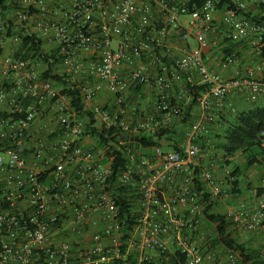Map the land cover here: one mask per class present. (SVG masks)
Segmentation results:
<instances>
[{"label": "built area", "instance_id": "built-area-1", "mask_svg": "<svg viewBox=\"0 0 264 264\" xmlns=\"http://www.w3.org/2000/svg\"><path fill=\"white\" fill-rule=\"evenodd\" d=\"M12 3L15 18L31 20L39 36L52 31L65 70L58 83L43 79L40 61L5 55V39L18 38L7 37L8 24L0 28V264H114L130 255L132 264L170 256L174 264H241L214 247V227L204 224L207 202H231V170L217 177L214 155L203 162L213 145L199 141L231 94L264 104V0ZM252 5L262 21L245 16ZM54 14L64 23L51 21ZM218 34L232 43L249 38L260 63L230 79L212 71L206 51ZM176 39L194 46L173 56ZM237 60L233 52L224 61ZM65 90L78 93V109ZM93 127L113 130L103 146L84 135ZM170 127L178 128L179 150L135 143ZM117 154L124 163L114 171ZM254 194V209L239 202L223 211L245 232L264 230V181Z\"/></svg>", "mask_w": 264, "mask_h": 264}, {"label": "trees", "instance_id": "trees-1", "mask_svg": "<svg viewBox=\"0 0 264 264\" xmlns=\"http://www.w3.org/2000/svg\"><path fill=\"white\" fill-rule=\"evenodd\" d=\"M4 0H0V7L2 10L9 11L14 9V4L3 6ZM245 16L254 21H262V18L252 16L250 13H246ZM7 37L17 36L19 39V51L21 57L41 61L46 64V69L42 73L43 79H51L59 83L60 78L55 75L54 66L60 62L57 57V51L52 53H45L43 49L42 41L34 34L24 33V30L20 26H14L8 21V28L6 31ZM232 52V50L230 51ZM264 60V48H262V54L260 56ZM50 61V62H49ZM264 81V76L262 77ZM205 89L200 85L194 87L190 93L192 98L191 104L193 105L194 99L201 94ZM63 93L70 95L73 98V106L78 109L79 100L76 99L77 92L65 90ZM76 99V100H74ZM191 108L182 112L181 122L183 125H187L190 120ZM215 115V113H213ZM217 117V118H216ZM210 130L214 134L210 133V137H205L199 141L201 148L208 146V142L213 145L215 151H217L218 158L225 166L231 165V160L239 155L242 159V163L249 167H260L264 169V104L262 106H255L253 108L245 110L229 109L225 116L221 112H216L215 121L209 126ZM184 128V127H182ZM111 131H99L96 128H88V132L84 135L95 136L98 141V146H103L109 139L105 138V135H111ZM180 134L178 128L170 127L165 129H159L154 134L142 137H136L135 143L137 146H143L145 148H152L154 146H162L165 143L173 150H179ZM208 140V141H207ZM113 141V139H112ZM118 159L113 163V170L124 163L121 154H117ZM216 155L214 156L215 159ZM217 158V161H218ZM240 168L235 167L230 172V184L227 186L226 192L230 195L231 199L240 194L237 189L239 185ZM258 192L260 191L257 190ZM204 224L206 227H214L212 236L213 245L216 248H221L224 251H232L238 254L241 264H264V260L260 258V252L251 249L245 242H241L237 234L232 232L231 229L234 225L226 219L222 210H220L217 202H207L204 208ZM134 255H130L126 262L122 260L116 261L114 264H132ZM180 261H183L180 258ZM175 260L170 256L167 262L160 264H174Z\"/></svg>", "mask_w": 264, "mask_h": 264}, {"label": "crops", "instance_id": "crops-1", "mask_svg": "<svg viewBox=\"0 0 264 264\" xmlns=\"http://www.w3.org/2000/svg\"><path fill=\"white\" fill-rule=\"evenodd\" d=\"M10 3H12V0H4L3 6L9 5ZM248 11H250L251 14L252 13L255 14L256 12L255 6L253 5L250 6L248 8ZM62 17H63L62 14H54L49 16V19L51 21L59 20V22L63 24L64 19ZM8 21L11 22L14 26L26 25L28 31L31 34H34L37 38H39L42 41L43 49L45 53H52L53 51H57L56 53H58L57 42L52 38L49 39V36H51L52 31H49L48 37L42 38L31 26V20H29L27 24H23L21 23V21L15 18L13 10H9L5 12L0 7V28L4 29L8 24ZM19 44H20L19 39L18 41H14L12 37L9 39H5L3 53L8 56L21 57V53L19 51ZM193 46H194L193 41H189L188 45H185L183 42L178 41L176 39L174 40V46H172L171 48V54L173 56L180 55L183 52V49ZM231 50L232 52H230ZM253 51L254 50L251 47L249 38L242 40L239 43H232L230 40L223 37V35L218 34L216 37L211 38V46L206 51L207 64L209 68L215 73L221 75L225 79H230L231 77H233L236 70L240 69L242 71H246L250 68H254L256 65L260 63L259 56H257L256 53H254ZM233 52L237 54V58H238L237 63H232L229 65L225 64L224 61L225 57ZM85 55L88 56V54ZM37 67L43 73V71L46 69V64L40 61ZM54 68L56 69L54 72L55 75L61 74L65 70L60 62H58L54 66ZM256 77L260 79L259 72L256 74ZM262 105H263L262 101H259L258 103H252L248 100L247 95L233 93L227 98V100L224 102L223 106L220 109H213L212 113H215L216 115V112H221V114L225 116L229 109L245 110V109L253 108L255 106H262ZM199 112L200 110L197 107H194L192 110L194 117H198ZM38 126L39 125L36 124L35 128L37 129ZM209 133L214 134L212 131H210V127L208 128L207 131V135H206L207 137H210ZM216 164L219 163L216 162ZM215 175L221 179H224L222 174V168L217 167V170H215ZM241 179L242 177H239L240 182L237 187V189L240 191V194L232 198L231 202H226L219 205L220 210L224 211V209L228 207V205H237L239 202L245 203L247 208L250 210L254 209L256 202L254 192L260 189L264 181V169H261L257 175H254L252 177L251 181L254 184H252L251 186L250 185L248 186L247 184L243 183ZM251 187H254V189H252Z\"/></svg>", "mask_w": 264, "mask_h": 264}, {"label": "rangeland", "instance_id": "rangeland-1", "mask_svg": "<svg viewBox=\"0 0 264 264\" xmlns=\"http://www.w3.org/2000/svg\"><path fill=\"white\" fill-rule=\"evenodd\" d=\"M210 131H213V130H210ZM211 136H212V134H211ZM163 148H164L165 151L168 150V148H166L165 144L163 145ZM206 155H208V156H206ZM206 155L203 158V162L210 161L211 160L210 156L213 157V155L214 156L216 155L215 160L217 161V158L219 156V155H217V151H215L212 154L208 153ZM219 159L220 158H218V161H217V163H219V164H217V165L220 168V167L223 166V163ZM227 167L230 170H233V168H235V167H239L240 168V177H242L241 181L243 183L247 184L248 186L249 185L251 186L252 184H254L251 181V179H252V177L254 175H257L259 173V171L261 170V168L257 167V166L256 167L254 166V167L246 168V165H244L242 163V159H241V157L239 155H237L234 159H232L231 160V165H229ZM251 188L254 189V187H251ZM231 231L236 233L238 238L240 239V241L241 242H245L247 244V246H249L251 249H253L255 251H259V252H261L264 249V230H259V231H256V232H245V231H242V230H240V229H238L237 227L234 226L231 229ZM220 250H222V249H220ZM221 255H224V254L221 253Z\"/></svg>", "mask_w": 264, "mask_h": 264}]
</instances>
